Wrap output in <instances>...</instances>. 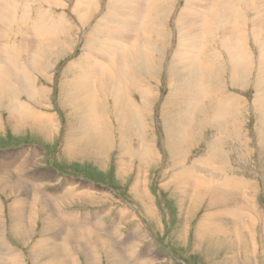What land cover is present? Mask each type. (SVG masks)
<instances>
[{"label": "rangeland", "instance_id": "374dc122", "mask_svg": "<svg viewBox=\"0 0 264 264\" xmlns=\"http://www.w3.org/2000/svg\"><path fill=\"white\" fill-rule=\"evenodd\" d=\"M125 3L143 8V15L130 14L132 7L127 9ZM0 14L9 16L7 23L0 24V59L12 62L18 56L14 63L19 66L20 55L34 52L38 56L34 63L37 71L31 72L37 75V99L26 94L18 97L48 114L21 117L27 128L9 126L7 121L16 110L8 105L10 98H3L0 163L7 160L9 165L16 164L15 156H21L26 174L48 172L43 182L52 193L48 192L50 197H63L57 201L63 203L59 209L87 213L96 225L74 228L58 224L52 212L54 201L43 206L44 210L40 204H32V198L38 199L44 192L27 199V211L15 224L12 219L22 214L13 206L18 197L0 182V206L4 210L0 221L7 228V243L20 254L23 264H264V0H0ZM131 18L133 22L121 34L123 49L113 56L115 61L119 57L114 66L142 54L150 58L144 60L146 63H153L150 76L149 70L141 73L142 84L150 88L148 99L143 101L141 90L134 92L130 87L134 92L130 97L139 110L133 107L131 114L146 124L142 132L145 138L133 130L139 129L137 125L121 128L126 123L124 118L116 123L111 102L113 126L94 137L85 133L90 127L89 117L78 120V114L68 107L73 99L68 84L77 81L71 79L70 72L86 77L87 73L78 74L85 66L82 57L86 52L90 56L95 52V57L107 65L104 63L109 56L98 49L107 46L111 36L119 35L120 31H113L124 23L122 19ZM55 21H59L55 27L58 34L52 33ZM42 22L50 23L48 31L41 28L47 27ZM41 32L49 35L41 38ZM184 62L193 64L185 67ZM99 71L101 68L94 79L99 78ZM194 87L200 93L193 92ZM185 92L195 99L189 103ZM103 111L97 106V114ZM50 115L54 119L48 122L45 118ZM170 116L175 117L171 128L175 134L165 127ZM76 134H81L77 144L72 143ZM180 136L186 139L183 145ZM173 137L176 143L171 142ZM141 141H145L147 158L136 147ZM130 155L127 161L123 159ZM194 162L211 172L214 184L197 177L190 179ZM32 164L34 168L29 169ZM179 165L182 167L176 168ZM51 173L58 177L49 176ZM223 177L226 182L220 181ZM67 178L77 184L67 185L74 182ZM28 182L20 188H28ZM135 186L137 190H133ZM62 187L71 198L64 196ZM217 190L225 199L233 201L235 197L232 213L219 209L212 203L215 200L208 198ZM36 206L39 210L34 215ZM49 216L57 225L48 223ZM57 230L64 231L57 244L59 248L65 246V261L54 254L55 243L44 242ZM133 231L141 235L133 236ZM79 232L80 239L69 236ZM12 263L14 259H5L1 264Z\"/></svg>", "mask_w": 264, "mask_h": 264}, {"label": "bare ground", "instance_id": "6f19581e", "mask_svg": "<svg viewBox=\"0 0 264 264\" xmlns=\"http://www.w3.org/2000/svg\"><path fill=\"white\" fill-rule=\"evenodd\" d=\"M123 1H130V0H123ZM132 1V0H131ZM133 3V2H132ZM131 3V4H132ZM136 3V2H135ZM134 3V4H135ZM126 7H128L127 9H129V13L132 14V15H136V16H142L140 14V11L143 9H138V6L134 5H129L127 3L124 4ZM222 5V4H221ZM122 9H124V7H122ZM126 11V9H125ZM219 11V10H218ZM131 15V16H132ZM61 16V15H60ZM126 16V14H125ZM135 16V17H136ZM1 14H0V24L2 23H7V19L9 16L7 17H3ZM133 18H135L134 16H132ZM263 17V16H262ZM13 18V17H12ZM44 18V17H43ZM42 17H40V19L42 20L43 19ZM61 18L63 20H65L64 16H61ZM140 18V17H139ZM216 18V17H215ZM132 19V18H131ZM136 19V18H135ZM134 19V21H135ZM40 21H38V25H40ZM137 20V19H136ZM264 20V19H263ZM9 21V20H8ZM44 21V20H42ZM121 21H123L124 23L122 24H118L119 26L116 28V30H114L113 32L115 31H120L119 35L118 36H111L110 39H108V45L107 46H103L101 47L100 49H98V51L100 52V54L102 55H107L109 56V59H107V62L104 63V64H107L108 63L110 64L111 67H108L107 65H103V62L100 58H97L95 57V52H92V56H90V52H86V55L83 56L82 58L85 60L83 61L84 65L83 66L84 68H82L81 72H79L78 74L84 72V73H87L86 77L84 78H80L76 73L74 72H70V76H71V79H74L76 78L77 81L73 82L72 84H68V88L69 90L72 92L71 93V96H72V100L68 103V107L72 108L73 112L77 113L80 118V116L83 117V119L88 116L89 117V122H88V125L90 126L87 131L85 133H89L90 135L92 136H97L101 133H103V131L105 130V127H108V128H112L111 126V123H110V102L113 103V108L111 109V113H113V115H115L117 117V124H118V120L121 121L122 118H124V121L126 123H124L121 128H124V130L126 129L125 127L129 124H132L134 127L137 125L139 127V129H133L134 127H131V129H133L142 139H144L145 137L143 136V125H146L145 123H143V119L140 120L141 118H139L138 116L136 115H132L131 113L133 112L132 108L134 107L135 110H138V107L136 106L138 103L135 101V99L130 95L132 93L135 92V90H141L140 91V97L143 101H146L148 99V97H146V95L149 93L147 91V89H150L148 87H145L142 82L145 81L143 76L141 75V73L143 71H148V74L150 76L151 72H152V68L150 65V63H146V61L144 60H148L150 58H148V56L142 54V57H137V59L134 57V56H131V58L129 59V63H124V64H120V65H117V67L114 66V62L118 61L119 60V57H117V60L115 61V58L113 56H117L119 55L120 51L123 49V44L121 43L120 39H121V34L122 32L127 28V26L130 24V21L133 22V19L132 20H129V19H122ZM44 23V22H42ZM41 23V24H42ZM54 23V22H53ZM142 23V22H141ZM17 24V23H16ZM45 25L47 23H44ZM49 24L46 25L47 27H41L45 32L48 31V27H49ZM38 25L35 26V33H37L38 31ZM59 25V21H55V23L53 24V29H52V33L55 31L57 33V30H55V27H57ZM15 26V25H14ZM32 26V25H31ZM17 27V26H16ZM23 29V25L21 26ZM33 27V26H32ZM31 27L30 30H32L33 28ZM108 27V26H107ZM19 29V28H18ZM144 29V28H143ZM42 30V31H43ZM31 32V31H30ZM45 32H41V38L42 37H46L49 35V33H45ZM110 32V31H109ZM33 33V32H32ZM45 33V35H44ZM112 33V32H111ZM58 34V33H57ZM56 34V35H57ZM35 35V34H34ZM100 35V34H99ZM21 37V36H20ZM35 37H38L35 35ZM39 38V37H38ZM47 38V37H46ZM104 38V37H103ZM1 39V38H0ZM36 39V38H35ZM53 39V37H52ZM221 39V42H222V37L220 38ZM12 40V39H11ZM20 40H22V38H20ZM19 40V41H20ZM37 40V39H36ZM14 41V40H13ZM19 41L17 40V42L19 43ZM44 41H47L44 39ZM98 41V40H97ZM22 42V41H21ZM73 42V41H72ZM91 42V41H89ZM22 44V43H21ZM26 44V43H25ZM48 45H50V43H47ZM14 45V44H13ZM5 46V45H4ZM21 46V45H19ZM60 46V45H59ZM7 47V46H6ZM10 49V48H9ZM12 49V47H11ZM10 49V50H11ZM57 49H59L57 47ZM63 49V51L65 50L64 49V45L63 47L61 48ZM146 51H148L147 48H144ZM199 49V48H198ZM231 49V48H230ZM3 49L0 48V51L2 52ZM13 50V49H12ZM56 50V49H55ZM96 50V48L94 49ZM44 51V50H43ZM62 51V50H61ZM4 52V51H3ZM10 54L11 51H5V53H8ZM31 52V51H30ZM42 52V51H41ZM40 53V52H39ZM62 53V52H61ZM192 53V51H191ZM12 54V53H11ZM193 54V53H192ZM1 55V54H0ZM14 55H16V53L14 52ZM20 55V54H19ZM39 55V54H38ZM43 55V54H42ZM3 56V55H2ZM26 57H22L20 55V58L22 59V62L20 63V65L18 66L17 62L14 63L15 61V58H18V56H14L15 58L12 60V62H8V61H4L0 59V107L2 105V102L5 100L3 98L7 97V98H10L11 100V103H8L9 106L13 107L16 112L15 114L13 115V118L12 119H9L7 121L8 125L9 126H13V127H19V128H27V124H26V121L23 120L22 118H27V117H30V118H33L34 116L36 115H48L47 113H44V112H39V111H36L34 107H32L31 105H29L25 100H23L22 98L18 97V95L20 94V96L22 97L21 94H26L28 97H30L29 99L33 98V99H37V95L39 93V90L37 92V83L38 81H36V77L33 76V73L31 72H36V67L34 66V63L37 59V55L36 53L34 54L33 53H29V54H25ZM4 57V56H3ZM6 57V56H5ZM2 58V57H1ZM81 58V57H80ZM144 58V59H143ZM9 59V58H8ZM20 59V60H21ZM39 59V58H38ZM5 60V59H4ZM7 60V59H6ZM193 61H195L194 59H192ZM3 61V62H2ZM40 61V60H39ZM139 61H143V64L140 65L139 64ZM28 62V64H27ZM37 62V61H36ZM41 62V61H40ZM172 62V61H171ZM4 63V64H3ZM31 64H33L31 66ZM39 64V63H38ZM193 63L191 62H184L183 65L185 67H189L191 66ZM15 65V66H14ZM36 65V64H35ZM46 65V64H45ZM202 65V64H201ZM38 66V65H37ZM119 66V67H118ZM138 66L140 68H138ZM172 64L169 66L171 67ZM39 67V66H38ZM81 67V66H80ZM98 68H101V71H99V78L97 79H94V77L96 75H98L96 73V70ZM172 69H174L172 67ZM195 69V68H194ZM190 72V71H189ZM83 73V74H84ZM201 77V76H199ZM96 78V77H95ZM70 79V80H71ZM146 83V82H145ZM150 85V84H149ZM130 87L134 88V92H132L130 90ZM63 91V90H62ZM74 91V92H73ZM192 91L193 92H196V93H200L198 87H194L192 88ZM187 93L186 95H189L188 92H185ZM149 96V95H148ZM42 97V96H41ZM122 98H125L127 99V102H125L124 100H121ZM195 97L192 96V95H189V103L194 100ZM104 102V104L102 103ZM124 102H125V105H124ZM106 105H108V107H105ZM97 106L100 107V109H104V111L100 114H97L96 113V110H97ZM66 110V109H65ZM174 110V109H173ZM139 111V110H138ZM20 112V113H19ZM109 112V113H108ZM123 112H125V114H123ZM176 112V111H175ZM86 113V115H84ZM171 113V112H170ZM177 113V112H176ZM175 113V115H176ZM84 115V116H83ZM177 116V115H176ZM22 117V118H21ZM37 117V116H36ZM76 117V116H75ZM122 117V118H121ZM119 118V119H118ZM44 119V118H43ZM45 119H47L48 122H51L54 117H52L51 115L49 117H46ZM166 119V118H165ZM0 120H1V116H0ZM88 119H84V121H87ZM193 120V119H192ZM77 121V119H76ZM128 121H131V122H128ZM166 129H168L170 131V129L173 127L174 125V122H175V117H174V120L172 118V116H170L169 118L166 119ZM80 122V121H79ZM164 122V121H163ZM190 122H192L190 120ZM1 123V121H0ZM189 123V122H188ZM186 124V129L189 128V125L187 124V122L185 123ZM171 126V127H169ZM117 127V126H116ZM119 127V126H118ZM1 128V127H0ZM85 129V126L84 127H81L80 129H77L76 130V133H79L80 131L84 130ZM130 132V131H129ZM172 134H175L174 132H172V129L170 131ZM126 133V131H125ZM82 134V133H81ZM81 134H76L73 135V139H72V143H79L81 142ZM108 134V133H107ZM165 134V133H164ZM169 134V132H168ZM72 135V134H71ZM71 135L68 136V139H71ZM127 135V134H126ZM134 135V134H133ZM171 135V134H170ZM176 135H180V134H176ZM172 139V143H176V140L173 138ZM180 141L182 142V145H183V142L186 140L185 138L183 137H179ZM92 142V141H91ZM145 141H141V144H137V148L140 149V151H142V156H145V158H147L146 156V152H145ZM83 143V142H82ZM103 146V145H102ZM135 146V145H134ZM111 148V147H109ZM168 148V147H167ZM173 149V148H172ZM170 150V149H169ZM168 150V151H169ZM170 152V151H169ZM99 156H102V155H99ZM132 157V155H130L128 158H125L123 157V159L125 161H127L128 159H130ZM21 158L20 157H17L15 156V159H17V162H19L20 164H12V165H9L8 162H6L7 160H5V162L3 163H0V182H2L6 187V189H9L11 188V190H13L14 192H16V196L18 197V199L15 200V202L13 203V206L15 208H20L21 211H22V214L19 215V216H15L12 221L17 224L18 221H20L21 219H23V215H24V212L27 211V207L24 206L27 204V199L29 200L30 198H32L31 196H34L37 192L39 194V192H44L42 193L41 197L36 199V198H32V204L35 203V205H41V209L44 210L46 207L45 205L47 203L51 204V201H54L55 203H53L54 205L52 206L53 209L55 211L52 210L53 212V215L54 213L56 214L55 216L56 219H58L59 221L57 222L58 224L60 222H62L63 224H65V227H69V226H74V228L76 227H87V226H90V225H95L94 222L91 221L90 217H89V214H85V215H80V214H75V213H72V212H68V211H63V208L58 207V205H62L61 203H58L57 201L62 199L63 201V197H56L55 195H50L48 194V187L45 186V180L48 178V172L45 173V172H40L39 174H26L27 171L24 172V170L26 169H23L24 166L26 165V163H22L21 161H19ZM138 158V157H137ZM96 161V160H95ZM143 162H145L143 159H142ZM203 161V160H202ZM207 160H204L202 163L206 162ZM131 162V161H130ZM128 163V162H127ZM178 163V162H177ZM202 163H199V162H194L193 166H192V169L191 170V176H190V179H194V178H198L199 181L201 180H208V181H211L213 182L214 184V176L211 174L210 171H206L203 166H202ZM126 163H122L121 165H125ZM140 164V163H139ZM192 164V163H191ZM182 165V164H181ZM34 165H30L29 169H33ZM171 167V166H170ZM178 167H182V166H177L176 168ZM175 168V167H174ZM173 168V169H174ZM19 169H22L21 171H19ZM42 170H44L43 168H41ZM208 170V169H207ZM210 170V169H209ZM20 172V174H19ZM22 172V173H21ZM182 172V171H181ZM25 173V174H24ZM12 174V176H11ZM44 174V175H43ZM183 174V172H182ZM15 175V177L13 176ZM30 175L32 176V180H30ZM49 176L51 177H54V178H57L58 175L56 173H51L49 174ZM142 176V175H141ZM183 176V175H182ZM188 176V175H187ZM74 178V177H73ZM136 178V177H135ZM146 178V176H145ZM196 178V179H197ZM28 180H30L28 182ZM42 180V181H41ZM44 180V182H43ZM67 180L69 181H74V182H70L69 184L67 185H75L77 184V182H75V180L71 179V178H67ZM66 180V181H67ZM145 180V179H144ZM51 181V180H50ZM65 181V180H64ZM220 181H224L226 182L227 179L226 177H223L220 179ZM24 182H28L30 185L28 188H20V186L24 183ZM223 182V183H224ZM67 183V182H66ZM79 183V182H78ZM146 183V182H145ZM182 183V182H181ZM186 183V182H185ZM194 183V182H193ZM80 184V183H79ZM78 184V185H79ZM212 184V186H213ZM77 185V186H78ZM86 185V184H85ZM183 185V184H182ZM133 186V185H132ZM187 186V185H185ZM195 186V185H194ZM207 186V184H206ZM9 187V188H8ZM69 187V186H68ZM71 187V186H70ZM74 187V186H73ZM93 187V186H92ZM189 187V186H188ZM63 188V194L64 196L66 195L67 197L69 196L66 194V189L65 187H62ZM82 188V187H81ZM137 188V186H135V188H133V190H135ZM209 188V187H208ZM70 189V188H69ZM78 189V188H76ZM80 189V188H79ZM182 189V188H181ZM184 189V188H183ZM186 189V188H185ZM184 189V190H185ZM137 190V189H136ZM182 190V191H184ZM197 190L199 191L200 190V187H199V183H197ZM206 191H208L206 189ZM210 191V190H209ZM70 192L74 193V194H77L76 193V190H71ZM189 192V191H188ZM191 192V191H190ZM28 193H30V195L26 198V196L28 195ZM51 193V192H49ZM134 193V192H132ZM140 193V192H139ZM180 193V192H179ZM52 194V193H51ZM97 194V193H96ZM182 194V193H181ZM206 194V192H205ZM211 194V192H210ZM208 195V194H207ZM20 196H23L21 198H19ZM73 197H75V195H72ZM147 196V195H145ZM83 197V196H81ZM71 198V196H70ZM209 199H212V200H215L214 203L215 205H217L219 207V209L221 207L224 208V210L230 214L232 213V210H231V206L233 204V201H235V197L233 198V201L229 200V199H225V197L223 196V194L217 190L214 195H210L208 197ZM66 199V198H65ZM64 199V200H65ZM154 199V197H153ZM56 200V201H55ZM67 200V199H66ZM61 201V200H60ZM70 201V200H69ZM150 201V200H149ZM153 202V201H152ZM211 203V204H212ZM152 204V203H151ZM235 204H237L235 202ZM45 208H44V207ZM48 206V205H47ZM49 207V206H48ZM67 207V206H66ZM154 207V206H153ZM33 211L32 213L34 215L37 214L38 210H39V206H36V207H33ZM50 208V207H49ZM145 208V207H144ZM151 209V208H150ZM48 211V210H47ZM2 212H4L2 206H0V220L2 218ZM46 212V211H45ZM150 211L148 210H145V214H149ZM50 213V211H49ZM18 215V214H17ZM33 217V216H31ZM31 217L29 218V222L31 221ZM96 218V217H94ZM149 218V217H148ZM153 218V217H151ZM48 223L50 224H53V225H57V224H54V221L51 219V217L49 216V219H48ZM95 221V220H94ZM48 225V224H47ZM102 225V223H101ZM14 226V225H13ZM12 226V227H13ZM49 226V225H48ZM64 226V225H62ZM45 227V226H44ZM101 227V226H100ZM99 227V228H100ZM105 227V226H104ZM49 228V227H48ZM47 228V229H48ZM55 228V227H54ZM62 228V227H61ZM73 228V227H72ZM72 228H70L72 230ZM91 228V227H90ZM93 228V227H92ZM42 229V228H41ZM45 229V228H43ZM97 229V228H96ZM104 229V228H103ZM109 229V228H108ZM54 230V229H53ZM69 230V229H68ZM98 230V229H97ZM84 231V230H83ZM95 231V230H94ZM64 232V231H63ZM60 230H57L56 233L52 234V238L49 239L48 237L44 238L46 239V241H43L45 242V245L46 243H52V245L55 243V247L54 248V254L57 256V257H62V260L64 258L63 261L67 260L68 259V256L67 254L65 255L63 253V251L65 250L64 247L63 248H59L57 242H58V239H60V236H62V233ZM66 232V231H65ZM71 232V231H69ZM73 232V231H72ZM78 232V231H77ZM87 232V231H86ZM101 232V231H100ZM117 232V231H116ZM114 232V233H116ZM134 232V231H133ZM137 231H135L134 233H132L133 236H136L137 234L138 235H141L140 233H136ZM6 233H7V228L5 227V222L3 221H0V264L2 262H4L5 259L9 260V259H14V263L12 264H23L21 262V256L19 253H17L8 243H7V239H6ZM99 233V232H98ZM98 233H95L96 235ZM118 233V232H117ZM116 233V234H117ZM72 235L73 237V240L74 239H80L81 235H82V232H79L78 234H74V233H69V236ZM99 235V234H98ZM51 236V235H50ZM67 236H68V233H67ZM71 237V236H70ZM92 237V236H91ZM82 238V237H81ZM96 238V237H94ZM98 238V236H97ZM72 239V238H71ZM85 239V238H84ZM138 239V238H137ZM67 240V238H66ZM91 240V239H90ZM131 240V238H129V241ZM76 241V240H75ZM85 241V240H84ZM68 242V241H67ZM77 242V241H76ZM132 242V241H131ZM43 243V242H42ZM62 243V242H61ZM98 243V242H97ZM44 244V243H43ZM83 245V247L85 246V243L83 244V242L81 243ZM61 245V244H59ZM72 245V243H71ZM128 245V244H127ZM42 246V245H41ZM44 246V245H43ZM54 246V245H53ZM68 246V245H67ZM92 246V245H91ZM62 247V246H61ZM71 247V246H70ZM111 248V247H110ZM43 249V248H42ZM69 249V248H68ZM127 249V248H126ZM46 250V248H45ZM92 250V249H91ZM47 251V250H46ZM50 251V250H49ZM112 251V250H111ZM128 251V250H127ZM126 251V252H127ZM39 252V251H38ZM48 252V251H47ZM51 252V251H50ZM67 252V250H66ZM43 252H41V255H42ZM68 253V252H67ZM40 254V253H39ZM44 255V254H43ZM93 256V255H92ZM133 256V255H132ZM43 257V256H42ZM55 257V256H54ZM142 257V256H141ZM139 257V258H141ZM34 258V256H33ZM138 258V256L136 257ZM144 258V257H142ZM48 259V258H47ZM50 259V258H49ZM48 259V260H49ZM52 259V258H51ZM59 259V258H58ZM58 259H55V260H58ZM69 259H70V255H69ZM130 259V258H129ZM133 259V258H132ZM42 260V259H40ZM44 260V259H43ZM60 260V259H59ZM61 260V261H62ZM46 261V260H45ZM53 262V260H51ZM60 261V262H61ZM142 261V260H141ZM38 262H40L38 260ZM148 262V261H147ZM78 263V262H77ZM130 263V262H129ZM152 263V262H151ZM142 264V263H141ZM147 264V263H146Z\"/></svg>", "mask_w": 264, "mask_h": 264}]
</instances>
